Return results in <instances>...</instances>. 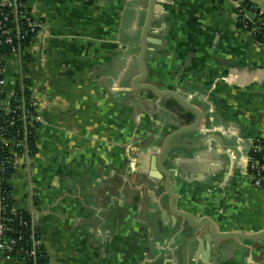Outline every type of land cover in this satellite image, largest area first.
Listing matches in <instances>:
<instances>
[{"label":"crops","instance_id":"obj_1","mask_svg":"<svg viewBox=\"0 0 264 264\" xmlns=\"http://www.w3.org/2000/svg\"><path fill=\"white\" fill-rule=\"evenodd\" d=\"M261 1L156 0L148 34L144 83L202 114L162 162L175 208L220 233L264 230V193L247 174L264 138V44L235 12L243 3L259 12ZM22 2L44 30L25 62L1 57L4 104L25 71L38 124L35 154L13 160L11 199L34 218L47 264H264V238L206 240L207 227L174 217L150 168L179 125L165 132L170 101L132 86L149 0Z\"/></svg>","mask_w":264,"mask_h":264},{"label":"built area","instance_id":"obj_2","mask_svg":"<svg viewBox=\"0 0 264 264\" xmlns=\"http://www.w3.org/2000/svg\"><path fill=\"white\" fill-rule=\"evenodd\" d=\"M236 10H241L238 5ZM260 13L264 15V0L261 1L259 9ZM243 18L250 20L245 14ZM237 22L239 16L236 14ZM252 21V20H250ZM256 25H264V17L258 19ZM241 31L250 34L254 37L257 27L248 29L246 24H243ZM44 30V24L40 21H35L29 10L25 7L22 0H0V49L2 46L9 47L12 55L21 57L24 51L20 53V45L23 41H30ZM25 50V49H24ZM1 58V57H0ZM4 87L5 81L1 76L0 68V113L10 114L11 110L9 104H4ZM32 106L34 107L33 103ZM35 109V108H34ZM23 125H29L34 128L36 123L35 110L32 112H23L20 118ZM26 137V133L24 134ZM263 139L253 142L250 152L248 154L247 174L251 180L254 189L264 193V147ZM26 139L24 141H14L5 139L0 131V149L1 146L13 145L15 148H26ZM14 155L15 152L11 150ZM21 156H28L27 151ZM19 156V157H21ZM5 164L0 157V264L15 262L18 264H40L39 260L45 255L42 241L38 234V229L34 218L29 214L28 218L21 216L22 211H15L13 207L8 210L4 204L1 185L3 183V175L5 173ZM10 215L18 217V225L25 230V235L22 232L18 234L8 224V217ZM15 235V236H13ZM25 239L26 250L20 249L16 258L12 256V251L15 246Z\"/></svg>","mask_w":264,"mask_h":264},{"label":"water","instance_id":"obj_3","mask_svg":"<svg viewBox=\"0 0 264 264\" xmlns=\"http://www.w3.org/2000/svg\"><path fill=\"white\" fill-rule=\"evenodd\" d=\"M155 5L156 0H149L146 20L144 26L141 31L140 38V48L137 56V64L139 68V75L136 76L133 80L132 86L136 90H144L150 92L153 96L159 99H168L170 101L165 108L175 115V121L178 123L179 128L175 131L168 134L158 151V153L151 158L150 168L153 172L159 174L164 180V191L169 200V211L170 213L182 220H185L193 227H207L209 233L206 236V240H210V238L214 239H239L245 241H256L264 238V230L252 234V235H244L238 233H220L216 230L215 226L208 219L195 220L188 214L184 212H180L175 208L174 205V194L172 192L170 186V174L166 171L162 165L163 159L167 153L168 146L170 142L186 133L194 132L199 130L202 122V114L201 112L189 104L185 99H183L180 95L171 91H160L153 85L144 83L147 75L146 65H145V55L149 49V45L155 44V41L148 37L149 29L152 23V20L155 16ZM250 20L254 21L255 14L249 12L247 9L243 12ZM258 13V10L256 11ZM13 170V159L9 161V171Z\"/></svg>","mask_w":264,"mask_h":264},{"label":"trees","instance_id":"obj_4","mask_svg":"<svg viewBox=\"0 0 264 264\" xmlns=\"http://www.w3.org/2000/svg\"><path fill=\"white\" fill-rule=\"evenodd\" d=\"M251 8L249 3H243L241 4V10H236V14L239 16V22H237L238 28H241L243 24H246L248 29H251L253 27H257L256 35L253 37L258 42L264 44V25H256V22L258 19H261L264 17L260 13H256V11L252 12L255 14L254 21L247 20L243 18V12L244 10H249ZM29 41H23L20 45V53L24 51V49L28 46ZM12 53L7 46H2L0 49V57L5 56H11ZM22 57V60H24L26 57L20 54ZM3 67V62L0 58V68ZM30 83L26 79L25 71L22 72V75L20 76L19 82L16 86V89L13 93L12 98L9 102V108L11 110L10 114L6 113H0V131L4 135L5 139L8 140H14V141H24L26 139V148H15L13 145H3L0 149V157L1 160L5 164V173L3 175V183L1 185L2 194H3V204L4 206L10 210L12 208V199H11V184L10 179L12 175V171H9V161L10 159H15L16 157H19L27 151L28 156H32L36 152V133L35 130L38 127L37 123H34V128H31L29 125H23L20 118L22 117L23 112H32L34 110V107L32 106V98H31V92H30ZM26 133V137L24 134ZM264 147V141L262 142ZM11 150L15 152L13 155L11 153ZM21 216L24 218H28L29 214L26 211L21 212ZM9 226L15 230V233L18 234L19 232H22L23 235H25V230L21 229L18 225V217L10 215L8 217ZM15 236V235H13ZM23 249L26 250V243L25 239L21 240L15 248L12 251V256L16 258V255L18 253V250ZM40 264H47L46 262V256L43 255L42 258L39 260Z\"/></svg>","mask_w":264,"mask_h":264},{"label":"rangeland","instance_id":"obj_5","mask_svg":"<svg viewBox=\"0 0 264 264\" xmlns=\"http://www.w3.org/2000/svg\"><path fill=\"white\" fill-rule=\"evenodd\" d=\"M139 48H140V46L134 47V49H135L134 50V52H135L134 53V64H136ZM136 72H137V69L135 67L134 68V74H136ZM133 102L134 103L136 102L138 105H140L141 102H143V103L145 102V99H144V97H142V95H139L138 93H135V94H133ZM165 124H166L165 132H167L168 130H171V129H174V128L178 127V123L175 121V119H172L170 117L166 118ZM162 134H163L162 132L159 133V135H161V136H162ZM142 143L146 144V145H152L153 144V136H150L148 139L144 140Z\"/></svg>","mask_w":264,"mask_h":264}]
</instances>
